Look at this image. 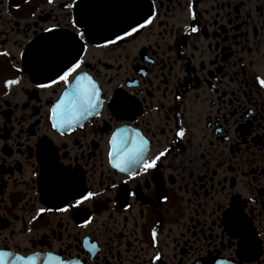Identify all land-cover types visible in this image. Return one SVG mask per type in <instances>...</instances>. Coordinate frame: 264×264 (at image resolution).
<instances>
[{"label":"flooded vegetation","instance_id":"flooded-vegetation-1","mask_svg":"<svg viewBox=\"0 0 264 264\" xmlns=\"http://www.w3.org/2000/svg\"><path fill=\"white\" fill-rule=\"evenodd\" d=\"M79 3L90 22L76 18ZM130 9L151 22L106 45ZM85 25L99 41L80 40ZM76 59L100 103L53 128L49 110L67 86L50 81ZM257 77L264 0H0V252L68 264H264ZM117 128L147 141L145 160L125 171L109 157ZM87 192L98 195L57 210Z\"/></svg>","mask_w":264,"mask_h":264},{"label":"snow or ice","instance_id":"snow-or-ice-1","mask_svg":"<svg viewBox=\"0 0 264 264\" xmlns=\"http://www.w3.org/2000/svg\"><path fill=\"white\" fill-rule=\"evenodd\" d=\"M70 7V5H69ZM151 22V17L143 20L142 23H138L136 26H130L128 30L123 31L122 35H116L114 39H108L105 44H115L117 41L122 40L133 33H136L139 28H143L145 25ZM196 29H193L195 31ZM45 31L51 32L52 29H45ZM87 32V25L83 30L78 31L77 35L80 40L85 39ZM82 64V59H76L70 66L66 67L58 76L57 79L51 80V84L63 82L67 87L61 96L52 104L50 108V119L52 120L53 128L71 127L76 123L85 113H90L100 103L99 88L96 82L87 74L83 72H77ZM75 73V74H74ZM259 83L264 86V79L257 77ZM18 83L16 80L5 81L6 86ZM49 84H37L39 88H47ZM123 105H130L132 103L130 98H126L119 102ZM134 131V130H133ZM184 133L183 127H180L177 131V135L182 136ZM147 141L140 136L129 134V130L126 128H117L113 133L110 140L111 150L109 151V157L113 165L120 168L122 171L134 166L135 164L144 161L145 144ZM42 153L46 150L41 146ZM165 152L157 154L150 162H145V171L147 169L154 168L156 161L160 160ZM52 163L61 172H67L66 169L59 164H56L55 150H52ZM125 166V167H122ZM72 179V174L69 173L66 177ZM115 187V185H113ZM98 195L95 192H87L85 195H81L75 200V203L66 204L65 207L57 209L58 211H68L70 208L79 207L84 201L89 200ZM134 195V193H133ZM167 199V197H165ZM49 211L51 209H48ZM45 209H40L39 212H44ZM231 212L229 209L225 215L228 216ZM39 214V213H38ZM153 238L155 239V230H153ZM243 243V241H242ZM8 257H12L8 259ZM55 260L56 264H68L67 261L62 260L59 256L53 257L52 253H48L47 257L41 260V264H52ZM0 264H35V256H20L11 253L0 252Z\"/></svg>","mask_w":264,"mask_h":264},{"label":"water","instance_id":"water-1","mask_svg":"<svg viewBox=\"0 0 264 264\" xmlns=\"http://www.w3.org/2000/svg\"><path fill=\"white\" fill-rule=\"evenodd\" d=\"M44 257H42V256H37V257H35V264H41V260L43 259Z\"/></svg>","mask_w":264,"mask_h":264}]
</instances>
